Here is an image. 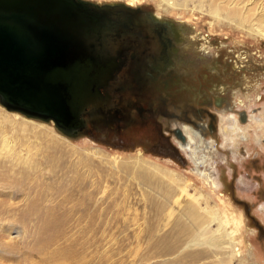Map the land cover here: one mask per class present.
I'll return each instance as SVG.
<instances>
[{"label":"rangeland","instance_id":"obj_1","mask_svg":"<svg viewBox=\"0 0 264 264\" xmlns=\"http://www.w3.org/2000/svg\"><path fill=\"white\" fill-rule=\"evenodd\" d=\"M81 1L120 3L132 26L155 12L180 27L184 41L173 40L179 51L173 75L180 73L186 89L172 97L137 87L134 97L133 77L119 69L101 92L110 96L120 117L130 116V123H88L74 134L51 119L0 103V115H11L5 121L0 117V264H180L176 254L163 249L187 205L216 210L233 229L232 243L240 254L228 261L227 229L216 220L206 237L221 236L216 241L221 251L196 248L208 256L182 264H264V35L251 34L234 19L245 4L230 9L232 1L242 0H174L171 6L163 0ZM249 4L257 17L246 26L264 14L258 10L264 0ZM260 26L264 29V23ZM144 48L137 43L134 50ZM180 59L187 65L176 64ZM216 84L225 91L214 94ZM192 107L205 109L203 118ZM183 111L204 124L215 149L204 145L197 154L182 149L175 132L181 124H194L182 118ZM241 113L251 120L240 121ZM11 120L20 126L13 128ZM230 126L239 133L227 132ZM170 189L181 204L173 205V216H179L169 224L168 219L157 222L159 204Z\"/></svg>","mask_w":264,"mask_h":264},{"label":"water","instance_id":"obj_2","mask_svg":"<svg viewBox=\"0 0 264 264\" xmlns=\"http://www.w3.org/2000/svg\"><path fill=\"white\" fill-rule=\"evenodd\" d=\"M120 7L81 0H0L2 104L51 119L68 134L88 123L112 126L120 111L101 88L136 39L129 32L138 33Z\"/></svg>","mask_w":264,"mask_h":264},{"label":"flooded vegetation","instance_id":"obj_3","mask_svg":"<svg viewBox=\"0 0 264 264\" xmlns=\"http://www.w3.org/2000/svg\"><path fill=\"white\" fill-rule=\"evenodd\" d=\"M119 11L121 10L119 9ZM148 15H149L148 12L143 15V17H147V19L145 20H143L142 18H138V20H135L134 26L137 27L138 33L129 32V34L136 36V39L131 40L129 50H126L125 55L121 56V58L118 60L120 62L119 69L121 70L124 69L127 72L126 76H128L129 78L133 77V79L132 78L131 79L133 81L134 89L131 88V91L134 97L135 96L138 97L136 94L137 87L142 89L150 88L151 90L154 91V93L157 92L159 89L160 91H163L167 95L174 97L176 96L177 92H181L184 91V89H186V85L185 83H183V79L180 76H178L180 75V73L177 72L178 75L177 74L173 75V71H175L174 60L179 53V51L175 49L173 45V40L175 39V41L178 44H183L184 41L183 33L181 32L180 27H176L175 25L169 24L167 22V19L159 18L155 12H154L155 17L162 22H152ZM169 34H171L173 37H170ZM137 43H140L141 45H145L144 50H138V51L134 50V47ZM142 59L145 62L142 66H140L138 64ZM187 62L188 61L180 59L179 61H177L176 64H181L183 66H186ZM136 66L137 68L135 69ZM224 91H225V87L222 84L221 85L216 84L212 88V92L214 94L216 92L222 93ZM190 92L195 93L194 90H191ZM200 93H202V90H200ZM202 95L200 94L199 96H197L196 101H198V98H201ZM151 98H152L151 100H147V101L149 102L152 101L153 97ZM222 101L223 99L219 97L217 103L220 104L222 103ZM152 103L153 102H150L148 104L152 106L153 105ZM199 103L201 102L199 101ZM126 104L128 108H132L134 106L133 99H129ZM166 104L167 103L164 99V104L162 107L164 113H167ZM191 109L197 118L199 119L203 118L205 109H197L194 107H192ZM138 111L139 113H142L144 111V107L139 108ZM255 112L256 110H254V113ZM169 114L171 116H176L177 118H180L179 114H175V113H169ZM186 114L187 111H183L182 112L183 117L182 116L181 117L186 120H190L189 122L194 123L193 126L188 124L186 125L194 129L202 130V132L205 135L204 124H202L201 122L200 123L194 122L192 119L187 117ZM246 117L245 115H243L245 122L251 120L250 114L249 115L246 114ZM235 119L236 118L233 117V121H235ZM241 119H242V113L240 116V121H244ZM130 120H131L130 116L128 117L119 116V120H117L116 123L120 124L124 122L125 124H129ZM184 126L185 125L181 124L180 129H177L175 132L182 140L180 141L181 147L185 146L186 142L188 141V136H186L187 134L183 130ZM241 138L245 140L247 138V135L243 134Z\"/></svg>","mask_w":264,"mask_h":264},{"label":"bare ground","instance_id":"obj_4","mask_svg":"<svg viewBox=\"0 0 264 264\" xmlns=\"http://www.w3.org/2000/svg\"><path fill=\"white\" fill-rule=\"evenodd\" d=\"M163 1L165 3H167L169 6L174 5V0H163ZM249 2H253V0H247V1L242 0V2L240 1V2H237V3H234V1H232L229 4L230 9L233 6L234 7H239L241 4H243V3L245 4V8L242 9V13L238 12L236 15H234L235 17L234 16L233 17H234V19L236 18V19L241 20L242 22L239 24V26L241 28H243V29H248V32H250L251 34L259 33L261 35L262 34L264 35V29H262L261 26H260L261 23H264V14L260 13L262 15L258 18V20H257L258 22L257 23H253V24H251L249 26H246L248 24V22H251L249 20L250 17H255V18L257 17L255 13H251V11L253 9L251 7H249V5H250ZM109 4L112 5V6L121 5L120 3H109ZM232 4H233V6H232ZM258 10L259 11H264V6H263V9H258ZM157 16L159 18L166 19V16H164V15L160 16V15L157 14ZM154 18L156 19V21L162 22V21L158 20L155 17V15H154ZM0 103L2 104L1 101H0ZM2 105H4V104H2ZM8 110H11V109L9 108ZM0 113H2L1 110H0ZM25 115H27V114H25ZM243 115H245V117H246V114L242 113V120L245 121V119L243 118ZM10 116H4V115L1 116L0 115L1 119H3L4 121L11 119ZM27 116H29V115H27ZM236 120L237 119H235L234 122H237ZM11 122H14V121L11 120ZM16 125L20 126V125L17 124V122L12 123V127L13 128H16ZM183 128H184L183 130L187 134L186 136H188V141L186 142L185 146H182V147L185 148V149H189V152L194 153L195 151L198 150V147H201V146H204V145H206L205 147H209V148L215 149V140H213V141L207 140L205 135H204V133L202 132V130L194 129V128L189 127L187 125H185ZM235 128L236 127H234V126H230V127L227 128L228 129L227 132H230V130H233V132L236 133L237 130ZM237 133H239V132L237 131ZM226 140H224V141L226 142ZM229 141L233 145V137H231V140H229ZM197 153H194V154H197ZM196 156L197 155H195L194 157L196 158ZM206 160H208V159H206ZM200 163L201 162L198 161L197 165H199ZM201 174L204 175V172H201ZM165 194L166 195H164V198L162 199V201L159 204L160 207L158 208L156 221L160 222L161 220L168 219V222L166 224H169V223H171L172 221H174L176 219V216H179V215H174L173 216L174 211H175L173 205L176 202H179V200L176 197V195H175L176 193H175L174 190L170 189ZM207 202H209L208 199H207ZM177 206H179V207L181 206L180 202H179V204ZM207 206L208 207L206 208V210L202 209L201 207L198 208V206H196V205H187L186 206V208L184 210V212L186 211V214L185 215H181L179 218H177L175 220L176 224L173 227V230L171 231L173 233L172 241H170V243L169 242L165 243V241L163 240V243L166 244V246L163 249V253L164 254H168V255H175L176 254L175 256H178L176 258V260L178 261V263L180 262V264H182V263H185L187 258H189V257H190V259L193 262H198L201 259L206 258L208 256L203 250H198L196 248L202 247V248L206 249V251H208L209 253L210 252L217 253V252L221 251L220 245L216 242L217 239L219 237H221V236L212 235L209 238L206 237V235L210 231L213 230V226L214 225L212 223H214L216 220L219 221V226L220 227L223 226L225 229H227L225 237L227 239H229V241H227L229 243V251L228 252L230 254V256L227 257L229 259L228 261L232 262L233 259L236 258L240 254L239 247L236 246V244L232 243V240L234 238L233 229L229 230V228H227L228 224L225 222V220L220 218L221 219V221H220L217 218L218 212L216 210L210 208L209 205H207ZM168 209H170V211H169V213L167 215L166 212H167ZM178 212H179V214L180 213H184V212H181V210L178 211ZM191 249H194V250L192 252H187L188 250H191Z\"/></svg>","mask_w":264,"mask_h":264}]
</instances>
